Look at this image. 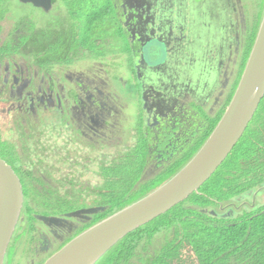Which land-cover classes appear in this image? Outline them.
<instances>
[{
  "label": "flooded vegetation",
  "instance_id": "1",
  "mask_svg": "<svg viewBox=\"0 0 264 264\" xmlns=\"http://www.w3.org/2000/svg\"><path fill=\"white\" fill-rule=\"evenodd\" d=\"M102 1L0 0V159L22 185L11 241L19 229L29 264H45L101 220L114 201L109 184L132 179L127 164L141 171L130 191L138 201L198 154L237 91L264 17V0ZM11 3L30 15L15 17ZM232 151L197 194L216 175L236 190L247 170L264 179V146L239 165ZM213 201L214 210L186 208L202 212L193 220L242 225V214L264 215V185ZM181 223L143 234L131 264H201ZM170 242L172 253L156 260Z\"/></svg>",
  "mask_w": 264,
  "mask_h": 264
},
{
  "label": "water",
  "instance_id": "2",
  "mask_svg": "<svg viewBox=\"0 0 264 264\" xmlns=\"http://www.w3.org/2000/svg\"><path fill=\"white\" fill-rule=\"evenodd\" d=\"M19 1L38 3L37 0ZM263 99L264 17L237 91L198 154L169 182L85 230L45 264H97L129 234L197 192L241 140ZM22 206L21 182L13 169L0 159V264H4Z\"/></svg>",
  "mask_w": 264,
  "mask_h": 264
},
{
  "label": "trees",
  "instance_id": "3",
  "mask_svg": "<svg viewBox=\"0 0 264 264\" xmlns=\"http://www.w3.org/2000/svg\"><path fill=\"white\" fill-rule=\"evenodd\" d=\"M4 1L11 2L12 0ZM261 146H264V99L261 102L252 125L245 132L239 143L235 146L229 159L231 162L235 161L237 165H239L240 161L247 162L249 160H255V157L260 151ZM260 165L264 166V162ZM127 167L131 168V163L127 164ZM120 173V171H116V177H118ZM250 173L251 170L244 172L243 177L245 178V183H243L241 189L237 188V190L232 188L229 183L223 185V183H225L224 180L226 179L216 175L211 179L212 181L209 182V184H206L202 187L200 190L201 194L194 193L186 201L170 210L166 215L156 218L151 223H154L155 221H158L162 218L165 219L168 217L167 215L170 214H174L175 217L179 216L177 211L181 210V206L186 208L187 205H193L194 203L197 205L206 206L207 199L210 197L218 198V195L224 199L230 198L234 200L237 195H241L245 193V191L254 189L257 186L264 185L263 178H259L258 176H253L254 178L248 177L247 175ZM127 174L133 177L134 173L132 171H128ZM137 179L138 178L135 177V180ZM130 180L133 181L132 179ZM131 188L132 185L124 189H115V191L118 193L115 194L114 201L110 203L108 212L105 215H101L99 220L106 216H111L124 207L134 203L138 199V195L134 193L132 196H130ZM147 190V187L141 189L142 192ZM228 192H233L234 194L232 195ZM224 194H226V197H224ZM197 199H202L203 202H198ZM196 213H198V211H196ZM249 217H251V215L245 216L244 221H251ZM143 227L132 232L122 241L128 240L129 237L138 232V235H140V233H142L141 230ZM178 231L179 229L177 232ZM183 233H185L186 238H189L191 235L189 230H184ZM125 241L121 244L118 243V245H116L108 254H106L107 258H109L107 264H131L134 247L139 244L141 240H139V242L134 245L132 243L128 244ZM214 243V248L211 249L212 252L207 251L201 245H194L196 257L201 262V264H204V262L207 264H264V215H259L257 219L253 218L252 222L240 227L234 235H224L218 237V240H216ZM257 244H259L258 248H256ZM235 246H237L236 249H234ZM166 262L167 261L164 260L162 264H165Z\"/></svg>",
  "mask_w": 264,
  "mask_h": 264
},
{
  "label": "rangeland",
  "instance_id": "4",
  "mask_svg": "<svg viewBox=\"0 0 264 264\" xmlns=\"http://www.w3.org/2000/svg\"><path fill=\"white\" fill-rule=\"evenodd\" d=\"M63 4H65V2H63ZM101 4H104V1L101 0L99 5H101ZM99 5H98V7H99ZM8 9L11 10L15 14V17H22V16H29L30 15L29 9L22 8L18 4L11 3L8 5ZM116 50H117V48H116ZM152 53L156 54V51H154ZM147 56H148V54H147ZM119 61H120L119 63L121 64L122 61L121 60H119ZM119 63H118L119 69L117 70V72L119 74L118 84H122V78L120 77V75L122 77H124L125 69ZM137 95H138V93L136 94V96ZM135 106H137V105H135ZM122 149L123 148L115 147L113 150V154L118 156L121 153ZM123 170L125 173H128V171H132L134 173L133 177L130 176L129 174H126L132 178L133 182L137 181V180H135V177L139 178V174L141 173V171L135 165H133L132 168L126 167ZM131 184H132V181L127 180V179L122 180L121 182L118 180H115L109 184V187L113 190L118 189V188L124 189L126 187H129ZM116 193H118V192L113 191L114 195ZM228 193H230L232 195L234 194L233 192L232 193L228 192ZM224 195H225L224 197H226V194H224ZM218 197L222 198L225 201L230 199V198L224 199L220 195H218ZM197 201L203 202L202 199H197ZM193 205L198 206L202 209L203 208L204 209L211 208V210L216 209V207L214 206V201H213L212 197L207 199L206 206L197 205L196 203H194ZM181 210H183V211H181ZM181 210L177 211L179 216L175 217L174 214L167 215L168 216L167 218H165V219L162 218L158 221H155L154 223H151V224L143 227L141 230L142 233H140V235H138V233H139L138 232V233L132 235L131 237H129L128 240H126V241L124 240V241L128 244L129 243H132L133 245L137 244L139 242V240L144 236L143 234H148V232L150 234H152L153 232H155L156 230H159V229H160V231H162L161 229H163L164 226H166V229H168L169 223L172 222V220H176L178 222H182L181 224H182L183 228H189L190 229L189 232L192 234V236H190L187 239L189 242H191L193 244V246L194 245H201L207 251L212 252L211 249L214 248L213 243L216 240H218V237H221L224 235H227V236L234 235L240 227L247 225L250 222H252V220L251 221H244L245 216L243 214L239 220V221H241L242 225L237 224L236 226H230L229 225L230 223L222 224L219 221H217L216 218H214L213 216L209 217V219H212L213 222H210L209 219H205V218H202L201 220H196V219L193 220L191 217H194V216L197 217V213L195 210H190V209H187V208L182 207V206H181ZM243 210H247V208H243ZM198 212L202 213L201 211H198ZM213 213H214V215H216L215 213H217V212H213ZM238 214H240V213H238ZM99 218H101V217H99ZM215 224L216 225L219 224V225H221V227H216V226H214ZM153 230H155V231H153ZM19 231L20 230L18 229L17 235H15L13 241H11V244H10L8 252H7L5 263L10 261L9 264H29L31 261V258H32L31 248L23 241V239L19 238ZM147 236L149 237V235H147ZM124 241L120 242V244L123 243ZM164 245L165 246L162 248V250L158 254V257L156 260L163 258V256L166 255L167 251L169 253L170 252L172 253V251H173L171 249L172 243L170 242V243L164 244ZM258 247H259V244H257L256 248H258ZM25 248H26V250H24ZM156 250H158V247H156ZM175 254H176V252H175ZM108 259L109 258H107V255H106L97 264H107Z\"/></svg>",
  "mask_w": 264,
  "mask_h": 264
},
{
  "label": "clouds",
  "instance_id": "5",
  "mask_svg": "<svg viewBox=\"0 0 264 264\" xmlns=\"http://www.w3.org/2000/svg\"><path fill=\"white\" fill-rule=\"evenodd\" d=\"M152 192H153V191H152ZM197 192H198V191H197ZM195 193H196V192H195ZM193 194H194V193H193ZM193 194H192V195H193ZM189 197H190V196H189ZM141 199H142V198H141ZM187 199H188V198H187ZM187 199H186V200H187ZM139 200H140V199H139ZM186 200H185V201H186ZM136 202H137V201H136ZM183 202H184V201H183ZM134 203H135V202H134ZM130 205H131V204H130ZM128 206H129V205H128ZM124 208H126V207H124ZM124 208H123V209H124ZM121 210H122V209H121ZM119 211H120V210H119ZM116 213H117V212H116ZM107 217H109V216H107ZM105 218H106V217H105ZM105 218H103V219H105ZM103 219H101V220H103ZM99 222H100V221H99ZM144 226H146V225H144ZM142 227H143V226H142ZM125 238H126V237H125ZM120 242H121V241H120ZM120 242H119V243H120ZM117 245H118V244H117ZM113 248H114V247H113ZM113 248H112V249H113Z\"/></svg>",
  "mask_w": 264,
  "mask_h": 264
}]
</instances>
